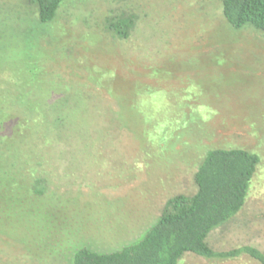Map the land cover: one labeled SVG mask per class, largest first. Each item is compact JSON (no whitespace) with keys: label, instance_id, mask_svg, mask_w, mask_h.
<instances>
[{"label":"rangeland","instance_id":"rangeland-1","mask_svg":"<svg viewBox=\"0 0 264 264\" xmlns=\"http://www.w3.org/2000/svg\"><path fill=\"white\" fill-rule=\"evenodd\" d=\"M121 15L133 21L124 39L106 29ZM113 82L128 91L126 106L140 100L143 118L129 112L130 130L99 129L102 152L90 161L88 149L57 151L44 184L69 199L28 215L27 168L51 147L45 116L24 106L58 107L62 97L82 106V92ZM84 131L77 137L90 142ZM215 147L260 161L245 205L206 242L264 251V32L231 26L221 0H62L47 23L34 3L0 0V264H69L77 247L110 252L139 239L169 197L194 192L198 165ZM15 176L20 184H8ZM177 264L258 263L186 253Z\"/></svg>","mask_w":264,"mask_h":264},{"label":"trees","instance_id":"trees-1","mask_svg":"<svg viewBox=\"0 0 264 264\" xmlns=\"http://www.w3.org/2000/svg\"><path fill=\"white\" fill-rule=\"evenodd\" d=\"M27 2L37 5L39 21L47 23L55 17L62 0ZM221 3L223 16L231 26L241 28L248 24L264 32V0H221ZM106 23L107 31L120 39L127 38L133 27L131 16H117L108 19ZM81 95L79 99L83 102L82 106L73 105L68 97L59 98L63 103L58 104V107L47 108V105H43L32 109L33 106H24L23 111L29 115L36 114L38 120L43 117L41 115L45 116L42 121L46 122L51 147L48 157L39 158L35 166L27 168L31 174L28 198L32 203L22 210L26 209L30 216L37 215L35 210H39L41 214L43 209H47L44 205L53 209L69 199L57 187L47 193L49 190L44 184L47 182L42 174L46 171L45 164L54 160L61 161L57 151L61 153L88 149L90 158L87 156L89 159L86 161H90L97 152H102L103 146L94 138L99 129L104 132L130 130L131 112L136 118H143L140 114V100L133 109L126 106L128 91L115 87L114 82L112 85L102 83L99 89L84 91ZM57 99L58 97L54 100ZM94 102L103 104L96 108ZM48 118L50 121L47 124ZM95 119L100 122L98 129ZM33 121L37 122L35 117ZM132 122L136 129L138 122ZM82 126L85 128L84 133L88 134V144L77 137L81 134ZM13 130H18L17 125ZM259 161L258 154L239 147H215L207 150L194 174V192L177 193L169 197L158 220L139 239L110 252L95 250L87 245L77 247L71 252L69 264H177L186 253L206 259H232L247 255L258 264H264V251L255 245L246 244L216 251L206 242L207 235L214 227L234 217L245 205ZM2 177L5 183L8 182L6 175ZM11 182L20 184V179L15 176L8 184ZM33 202L36 204L35 209Z\"/></svg>","mask_w":264,"mask_h":264}]
</instances>
